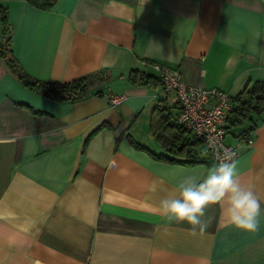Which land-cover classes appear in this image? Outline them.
Segmentation results:
<instances>
[{"label": "crops", "instance_id": "1", "mask_svg": "<svg viewBox=\"0 0 264 264\" xmlns=\"http://www.w3.org/2000/svg\"><path fill=\"white\" fill-rule=\"evenodd\" d=\"M0 4L12 53L31 77L110 75L102 94L52 100L0 58V264H264V216L247 232L213 204L201 231L155 210L183 176L214 164L204 143L203 160L192 164L155 157L166 151L150 129L152 108L165 100L177 123L178 104L161 83L126 79L131 68L157 76L158 62L231 97L264 80V0ZM111 95L124 98L112 106ZM224 141L238 150L239 180L264 209V110L228 128Z\"/></svg>", "mask_w": 264, "mask_h": 264}, {"label": "trees", "instance_id": "2", "mask_svg": "<svg viewBox=\"0 0 264 264\" xmlns=\"http://www.w3.org/2000/svg\"><path fill=\"white\" fill-rule=\"evenodd\" d=\"M31 5L49 9L54 0H27ZM8 8L0 4V58L8 65L10 70L18 77L22 83L33 91L52 100H78L91 94H102L103 90H97V86L106 83L110 75L106 70H98L83 74L79 77L66 81H52L31 77L24 71L20 62L16 59L11 50V31L7 20ZM29 77L32 82H28ZM126 79L132 85L153 86L161 83L160 79L145 71L131 68L126 73ZM231 109L227 113L226 131L228 128L241 125L246 119H250L253 114H260L264 110V80H255L247 84L236 96L231 97ZM22 106L33 112L43 113L33 110L29 105L20 103ZM171 107L165 100H160L154 105L150 116V129L153 136L159 140L165 148L164 153L154 155L170 162L195 163L202 161L204 157L203 140L191 131L178 123L172 122ZM245 136V131L241 132ZM137 148H144L139 143L132 141Z\"/></svg>", "mask_w": 264, "mask_h": 264}, {"label": "clouds", "instance_id": "3", "mask_svg": "<svg viewBox=\"0 0 264 264\" xmlns=\"http://www.w3.org/2000/svg\"><path fill=\"white\" fill-rule=\"evenodd\" d=\"M239 169L232 154L225 150L217 164L204 171L183 176L177 183L176 194L165 197L155 210L169 222L181 221L192 226L205 225L201 217L207 206L223 203L228 223L239 230L255 232L264 216L259 197L239 180Z\"/></svg>", "mask_w": 264, "mask_h": 264}, {"label": "built area", "instance_id": "4", "mask_svg": "<svg viewBox=\"0 0 264 264\" xmlns=\"http://www.w3.org/2000/svg\"><path fill=\"white\" fill-rule=\"evenodd\" d=\"M152 65L161 81L163 92L178 104L177 123L203 140L214 165L225 150L232 154L233 161L239 152L236 147L224 141L225 117L231 109L230 94L218 87L186 83L176 68L158 62ZM123 98V95H111L110 103L114 106ZM243 141L250 144L252 138L246 136Z\"/></svg>", "mask_w": 264, "mask_h": 264}, {"label": "water", "instance_id": "5", "mask_svg": "<svg viewBox=\"0 0 264 264\" xmlns=\"http://www.w3.org/2000/svg\"><path fill=\"white\" fill-rule=\"evenodd\" d=\"M8 35H10V33H8ZM26 80H27L28 82H32V80H31L29 77H26ZM104 87H105V84H104V83H101V84H99V85L97 86V90H102V89H104Z\"/></svg>", "mask_w": 264, "mask_h": 264}, {"label": "rangeland", "instance_id": "6", "mask_svg": "<svg viewBox=\"0 0 264 264\" xmlns=\"http://www.w3.org/2000/svg\"><path fill=\"white\" fill-rule=\"evenodd\" d=\"M225 139L228 140L229 139V136H227Z\"/></svg>", "mask_w": 264, "mask_h": 264}]
</instances>
